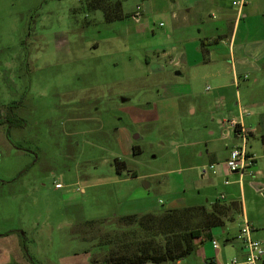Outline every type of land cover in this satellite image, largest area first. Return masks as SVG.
<instances>
[{
    "label": "rangeland",
    "instance_id": "374dc122",
    "mask_svg": "<svg viewBox=\"0 0 264 264\" xmlns=\"http://www.w3.org/2000/svg\"><path fill=\"white\" fill-rule=\"evenodd\" d=\"M95 1L0 0V264L7 256L8 264H107L144 249L158 255L168 230L199 231L187 257L201 247L229 260L244 220L264 233V197L248 182L240 189L237 174H212L200 157L209 142L225 143L227 115L216 112L210 79L175 77L170 58L180 48L193 58L189 38L202 24L183 12L187 0H126V16L114 21ZM253 126L249 152L260 174L251 180L262 183L264 115ZM230 201L243 215L209 229L206 213ZM145 212L170 216L147 233L123 219ZM209 231L219 251L203 237Z\"/></svg>",
    "mask_w": 264,
    "mask_h": 264
},
{
    "label": "crops",
    "instance_id": "0c3cea01",
    "mask_svg": "<svg viewBox=\"0 0 264 264\" xmlns=\"http://www.w3.org/2000/svg\"><path fill=\"white\" fill-rule=\"evenodd\" d=\"M187 1V7L183 12L187 15H196L202 25L195 28L196 34L189 38L190 46H196L194 49L192 48L194 50L193 58H188V52L184 48H180L177 53L175 48H171L172 52H175L174 56L170 58V62L176 70L174 76H180L182 72L187 71L190 73V78L195 80L196 75H206L205 77H208L213 85L212 90L215 93L213 100L217 105L216 112L226 114L227 118L225 119L238 118L240 109L247 111L248 114L245 115L246 117H242L241 123L248 130L247 148L248 154L253 159L251 171L255 179V174L259 176L260 172L255 169V158L249 152L251 148L249 140L258 133L257 128L253 126V119L264 115V0H245L244 7L240 11L232 5L235 0ZM141 12L138 14L133 12L130 17L138 20L141 17ZM177 14L173 11L171 18H175ZM207 16L211 17L210 21L204 19L202 22L201 18ZM201 28L203 35L200 33ZM211 40H216L218 45L215 48L207 49L206 45ZM166 57H169V52ZM198 68H202L201 71H198ZM239 88L243 95L237 92ZM188 111L190 114L194 113V109L191 107H188ZM224 122L223 120L219 123L222 130V137L219 141L225 142L223 146L215 144V141L209 142V147L205 149L204 155L200 154V157L206 156L209 165L222 164L228 158L229 151L238 144V140L224 125ZM260 150L262 153L260 157H264V143L262 142ZM217 175L226 176L223 170H220ZM230 175L236 176V174ZM243 182H248L251 186H264V182H254L247 177L239 182L240 189ZM146 213L148 212L144 214ZM252 228L254 239H264V233L260 232L261 229L254 228V226ZM104 232L102 231V236L106 234ZM20 243L17 240L18 246ZM15 246L17 248V245ZM2 249L0 255L3 256L6 254V249L4 247ZM234 253L233 257H242L243 255L239 246L235 248ZM211 258L213 257L205 256L204 251L199 247L191 256L174 264H201ZM10 259L7 256L5 262L8 264ZM217 261L220 262V260Z\"/></svg>",
    "mask_w": 264,
    "mask_h": 264
},
{
    "label": "trees",
    "instance_id": "16d2710c",
    "mask_svg": "<svg viewBox=\"0 0 264 264\" xmlns=\"http://www.w3.org/2000/svg\"><path fill=\"white\" fill-rule=\"evenodd\" d=\"M124 1L125 0H96L94 6L103 10L104 17L107 21H114L123 19L126 16L123 13L122 8ZM261 142L264 143V136L261 137ZM132 153L135 154L133 149ZM200 211L204 212L205 210L203 207H200ZM242 212V205L238 201H230L215 205L208 213H206L208 221L212 223L209 226V229H211V227L223 226L226 222H233L236 217L242 215ZM169 216L168 212H162L159 213V215L148 213L139 217L131 215L124 217L123 219H128L131 223H137L139 227L147 233V228L150 229V223L155 220H162ZM161 234L162 233H160V235ZM200 237L198 230L189 231L187 233H176L174 230H168L161 235L160 254L154 255L144 249L139 255L134 254L135 256L129 257L120 255L117 259L111 260L107 264H145L147 260L158 264L167 261L178 262L190 255L196 249V245L192 243V240L201 239ZM203 237L207 241H210L212 239L211 232L209 231ZM151 238H156V235L151 234ZM21 247L26 258L32 263L33 261L28 256L24 244H22Z\"/></svg>",
    "mask_w": 264,
    "mask_h": 264
},
{
    "label": "built area",
    "instance_id": "2783aa9c",
    "mask_svg": "<svg viewBox=\"0 0 264 264\" xmlns=\"http://www.w3.org/2000/svg\"><path fill=\"white\" fill-rule=\"evenodd\" d=\"M245 4V0H235L232 5L240 11ZM135 13H139V7H136ZM247 111L240 109L238 119H231L224 122L230 132L238 140L230 151L228 158L222 164H211L208 169L212 174H218L223 170L225 175L237 174L239 182H242L247 177L253 178L254 174L251 171L253 159L248 154L247 138L248 130L241 123L243 116L247 115ZM55 188H61L59 183L55 184ZM224 196H220L222 199ZM253 228L248 221L244 220L239 226L235 240L239 243L242 251V257H232L224 262H218L217 259L211 258L203 261L201 264H264V239L257 240L252 237ZM211 246L215 251H219V245L216 240L211 239Z\"/></svg>",
    "mask_w": 264,
    "mask_h": 264
},
{
    "label": "water",
    "instance_id": "95a60500",
    "mask_svg": "<svg viewBox=\"0 0 264 264\" xmlns=\"http://www.w3.org/2000/svg\"><path fill=\"white\" fill-rule=\"evenodd\" d=\"M138 138L137 135L133 136V139L136 140ZM147 187V185H145ZM255 191L260 192L262 197H264V186H259V185H252L251 186Z\"/></svg>",
    "mask_w": 264,
    "mask_h": 264
}]
</instances>
